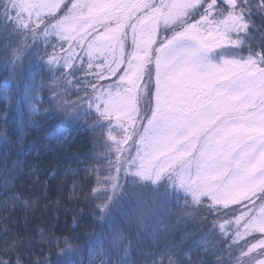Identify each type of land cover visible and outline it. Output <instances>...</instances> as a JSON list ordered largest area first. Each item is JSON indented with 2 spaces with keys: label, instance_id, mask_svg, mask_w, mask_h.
I'll use <instances>...</instances> for the list:
<instances>
[{
  "label": "rangeland",
  "instance_id": "374dc122",
  "mask_svg": "<svg viewBox=\"0 0 264 264\" xmlns=\"http://www.w3.org/2000/svg\"><path fill=\"white\" fill-rule=\"evenodd\" d=\"M229 3L234 2L10 4L13 23L40 32L52 66H62L73 84L79 81L80 97L119 102L110 104L108 112L120 161L147 149L151 140L154 156L166 153L153 163L171 165L165 175L182 180L186 194L203 198L210 193L211 203L226 206L264 189V72L249 74L247 68L226 63L243 58L223 46V34L235 36L230 26L240 15L227 9ZM193 11L202 13L189 21ZM171 36L177 39L160 52L159 43ZM202 39L214 48L202 50ZM247 227L264 233V202Z\"/></svg>",
  "mask_w": 264,
  "mask_h": 264
},
{
  "label": "snow or ice",
  "instance_id": "6c2138e0",
  "mask_svg": "<svg viewBox=\"0 0 264 264\" xmlns=\"http://www.w3.org/2000/svg\"><path fill=\"white\" fill-rule=\"evenodd\" d=\"M243 2L247 5L248 0ZM257 9H264V0H258L256 9L248 7L235 17L238 23L230 26L234 37L223 34V46L239 50L243 57L226 63L247 68L249 74L264 72V33L253 27L251 19H245V16L260 15ZM250 29L259 33L260 38L255 39ZM175 39L176 36L165 38L158 50L163 52ZM201 48L211 50L214 45L202 39ZM23 56V59L16 57L18 62H15L8 58L7 50L0 51L3 162L7 164L13 147L18 149V159L12 163L14 174L10 179L0 180V192L16 188L19 176H26L35 190L27 195L10 192L0 200V211L4 206L15 211L18 206L12 201H21L37 223L29 228V218L25 215L24 234L17 232L11 239L6 235L10 228H0V264H12L13 257L14 264L24 261L85 264V254L87 264H173L179 258L173 250H178L180 245L166 249L156 245L158 232L167 227L160 219L161 212L170 215L173 207L186 208L190 203L197 207L204 203L212 209L215 206L210 203L211 194L207 193L203 201L197 194H186L182 180L178 181L170 173L165 175L171 165L157 167L153 163L166 153L154 156L155 146L151 140L147 149L138 150L126 162L120 161L112 131L113 116L108 112L110 104L115 107L119 102L102 99L99 95L80 97L79 81L73 84L62 66L53 67L46 49L42 55L39 49L30 48ZM88 116L96 117L94 124L83 123ZM81 132L87 135L90 147L83 141L77 143L75 137ZM33 133H36L35 138L28 140ZM221 139L217 140L218 144ZM83 148L88 150L82 151ZM27 156H33L38 162L29 164L25 170V162L19 157ZM69 161L76 167L72 168ZM61 215L66 219L71 215L73 221V227L67 228L66 234L60 225ZM89 218L98 230L79 233L77 229L86 227L82 222ZM149 219L154 220L155 225L145 223ZM215 229L213 222L211 232ZM209 234L196 237V233H192L190 250L202 249L207 253ZM82 235L86 237L83 242ZM223 242L228 264H244L243 257L249 256L250 250L256 252L257 264H264V233L252 234L251 240L237 249L235 255L232 243L236 242L229 243L227 237ZM133 251L137 253L135 259L131 255ZM184 258L191 261L190 252ZM217 259L223 264L221 257ZM199 264L206 262L201 258Z\"/></svg>",
  "mask_w": 264,
  "mask_h": 264
},
{
  "label": "trees",
  "instance_id": "16d2710c",
  "mask_svg": "<svg viewBox=\"0 0 264 264\" xmlns=\"http://www.w3.org/2000/svg\"><path fill=\"white\" fill-rule=\"evenodd\" d=\"M11 1L12 0H0V51L7 50L8 58L13 59L15 62H18L16 61V57L23 59V54L30 48L39 49L43 55L44 50H47L48 46L44 44L43 41H40V32H36L33 28L28 26L22 27L13 23ZM233 2V4L229 3V8L227 9L237 10L241 14V11L246 10L248 7L256 9L258 0H248L247 5L244 4L243 0H233ZM257 10L260 11V15L252 18L245 16V18L251 19L253 27L258 28L259 32L264 33V9ZM201 13L202 11H198V13L193 11L188 20L192 21L193 19H197L196 15H201ZM249 31L255 39L260 38L259 33L251 32V29ZM237 52L241 54L239 50H237ZM0 83H2V70H0ZM45 96H47V93H45ZM73 99H76V97H73ZM3 106L4 102L0 99V107ZM94 122L95 116H88L83 120L85 125H92ZM35 135L36 133H33L27 139L32 140L35 138ZM75 139L77 143L83 141L85 144H89L90 147V141L87 140V135L84 132L76 135ZM17 150V147L11 149L12 153L7 160V164H5L2 157L4 149L0 147V180L5 178L10 179L14 174L12 171V163L14 160L18 159L16 155ZM75 150L76 149L74 148L73 151ZM87 150L88 148L82 149V151ZM97 150L99 151L100 149ZM19 159L25 162V170H27L29 164L38 162L34 160L33 156L19 157ZM67 163L71 164L72 168L76 167V165L72 164L70 161ZM68 179L70 180V177H68ZM15 183L17 185L16 188L7 189L3 193L0 192V200L8 197L10 192H21L27 195L30 191L35 190L30 185L26 176H19ZM20 185H23V187H20ZM69 187H71V184H69ZM204 199L205 197L201 198L202 201ZM12 202L16 203L18 206L15 211L7 206H4L3 211H0V228L4 226L10 228V231L6 233L9 239L13 238L17 232L24 234L23 218L25 215H28L29 218V228L37 223L32 216L31 211L26 210L21 201ZM263 202L264 189L247 200L239 203H232L231 205L226 206L215 205L212 203L215 206L212 209L206 207L204 203H201L199 207L191 203L186 208L177 209L176 207H173L170 215H166L164 212H161L160 214L161 221L166 224L167 227L158 232L156 245L159 249H166L170 245H180L178 250H173L177 251L179 257L173 261V264H199L201 258L205 260L206 264H222L221 260L217 259V257L222 258L223 264H228L227 252L225 251L226 246L223 242L224 238L227 237L229 243H232L233 241L236 242L232 243L234 255L237 249L245 247L247 241L251 240L252 234L259 233L257 231H251L249 227H247V222L252 216L254 209ZM79 207H82V205ZM37 215H39V213H37ZM205 217L206 219H204ZM213 222H215L216 225L215 232H211ZM82 223L86 225V227L77 229L79 233L91 232L94 228L98 230V226L94 225L90 218L84 220ZM145 223L155 225L156 222L149 219L146 220ZM60 225L66 234L67 228L73 227L71 215H69L67 219L61 215ZM161 227L163 226L161 225ZM194 232L196 233V237H200L204 233H210L208 236L207 253H204L202 249L194 251L190 250L189 244L194 238L191 234ZM60 234L61 233L58 231L57 235ZM85 239L86 237L82 235L81 241L83 242ZM182 241L184 242L183 244ZM189 252L192 256L191 261L184 258ZM131 255L133 259L137 258V253L135 251H133ZM262 255H264V253H262ZM14 260L15 258L13 257L12 264H14ZM243 260L244 264H255L257 262L256 252L250 250L249 256L243 257ZM23 264H31V262L24 261ZM85 264H87V254H85Z\"/></svg>",
  "mask_w": 264,
  "mask_h": 264
}]
</instances>
